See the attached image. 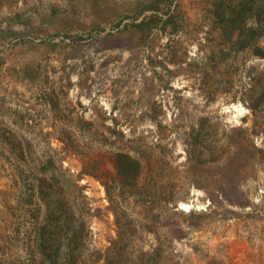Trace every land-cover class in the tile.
Returning <instances> with one entry per match:
<instances>
[{"label":"rangeland","instance_id":"1","mask_svg":"<svg viewBox=\"0 0 264 264\" xmlns=\"http://www.w3.org/2000/svg\"><path fill=\"white\" fill-rule=\"evenodd\" d=\"M262 6L0 0V264H264Z\"/></svg>","mask_w":264,"mask_h":264},{"label":"trees","instance_id":"2","mask_svg":"<svg viewBox=\"0 0 264 264\" xmlns=\"http://www.w3.org/2000/svg\"><path fill=\"white\" fill-rule=\"evenodd\" d=\"M236 15L237 16H234L233 14L225 12V13L220 14L219 16L221 18L226 17V19L224 21L226 23L225 27H229V25L236 26L239 23L242 25V28H240L241 35L244 34L246 37L251 38V39L256 41L259 37V34H260V31L262 30V27L264 28V6L260 7L257 10L256 18L258 17V20L256 21V23H258V26L251 25V26L245 28L247 19L249 17L253 18V16H250L251 10L243 9L241 12H238ZM144 23H145V20H142L139 24H136V26L140 27ZM233 29H235V28H233ZM256 54L259 57H264L262 50L260 48H257V47H256ZM263 95L264 94H261L258 97V99L256 100L257 104L261 103V101L263 99ZM116 164H117L118 173L120 174V176L122 178H124L126 180L136 179L141 173L140 161L137 158L131 156L129 153H125V152L118 153L116 155ZM107 194H108V196H110L108 190H107ZM70 225L71 224L68 221L65 224V228H69ZM77 238H78V235L76 233V234H74L72 241L77 243Z\"/></svg>","mask_w":264,"mask_h":264}]
</instances>
